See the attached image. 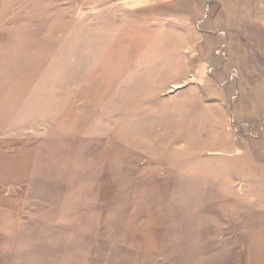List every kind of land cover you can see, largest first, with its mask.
Masks as SVG:
<instances>
[{
  "label": "rangeland",
  "instance_id": "1",
  "mask_svg": "<svg viewBox=\"0 0 264 264\" xmlns=\"http://www.w3.org/2000/svg\"><path fill=\"white\" fill-rule=\"evenodd\" d=\"M0 264H264V0H0Z\"/></svg>",
  "mask_w": 264,
  "mask_h": 264
}]
</instances>
